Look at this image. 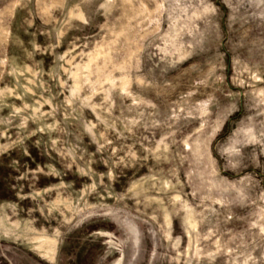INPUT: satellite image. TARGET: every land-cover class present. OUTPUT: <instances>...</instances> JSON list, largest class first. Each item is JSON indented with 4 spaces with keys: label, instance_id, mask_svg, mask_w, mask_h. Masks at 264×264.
<instances>
[{
    "label": "rangeland",
    "instance_id": "obj_1",
    "mask_svg": "<svg viewBox=\"0 0 264 264\" xmlns=\"http://www.w3.org/2000/svg\"><path fill=\"white\" fill-rule=\"evenodd\" d=\"M0 264H264V0H0Z\"/></svg>",
    "mask_w": 264,
    "mask_h": 264
}]
</instances>
